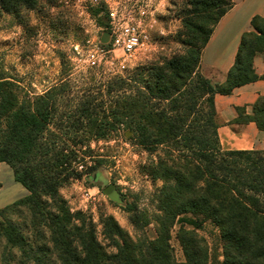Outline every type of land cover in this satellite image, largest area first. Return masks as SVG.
Segmentation results:
<instances>
[{"label":"trees","instance_id":"16d2710c","mask_svg":"<svg viewBox=\"0 0 264 264\" xmlns=\"http://www.w3.org/2000/svg\"><path fill=\"white\" fill-rule=\"evenodd\" d=\"M34 5L36 0H19ZM191 10L182 20L187 38L180 53L150 63L145 75L114 76L98 88L96 97L84 92L68 112L54 121V106L61 84L32 100L18 101L9 82L0 80V162L8 164L14 179L29 194L11 205L26 207L36 226L39 245L28 242L14 226L3 237L16 247L24 261L33 264H207L208 248L197 233L198 218L212 221L222 239L221 264H264V149L225 150L221 147L215 95L259 79L254 59L264 56V17L251 19L252 30L240 40L235 60L222 83H212L200 72L201 53L220 18L232 7L231 0H190ZM102 8L93 9L105 25ZM97 99H100L96 102ZM19 104V106H18ZM244 111L240 113L239 111ZM102 111V115H99ZM231 123H254L264 130V95L257 97L247 114L235 108ZM66 123H61L62 120ZM57 125L53 130L50 124ZM61 123V124H60ZM124 125V136L135 146L155 155L143 166L155 189V210L135 226L153 224V238H133L112 218L103 223L105 238L116 249L109 253L96 238L94 226L80 212L72 213L59 188L83 172L69 170L73 149L61 142L69 132L104 138ZM57 130V131H56ZM60 131V132H59ZM57 140H60L57 141ZM84 154L83 141L77 142ZM98 161L85 170L96 171ZM9 208V205L0 209ZM189 214L192 229L179 227L184 261L177 262L169 243L170 230L180 216Z\"/></svg>","mask_w":264,"mask_h":264},{"label":"rangeland","instance_id":"374dc122","mask_svg":"<svg viewBox=\"0 0 264 264\" xmlns=\"http://www.w3.org/2000/svg\"><path fill=\"white\" fill-rule=\"evenodd\" d=\"M80 2L83 0H36L34 5H27L19 0H0V80L9 82V88L19 102L32 100L66 83L55 98L54 106L59 113L53 121L55 124H59L58 117L72 109L84 92L96 97L98 88L114 76L145 75L150 63L180 53L184 48L181 41L187 39L183 35L182 20L184 13L191 10L190 0H169L151 33L150 50L142 49L131 56L116 51L113 65L90 66L85 56L86 49L74 50L75 44L84 42L88 36L85 31L90 28L85 16L79 14V5L83 4ZM257 57L264 60L262 54L255 59ZM218 111L216 109L217 123L221 126L223 121ZM101 112L98 114L102 115ZM65 120L61 123L65 124ZM5 123L1 124L0 135L6 133ZM227 125L236 130L240 128L239 124L231 121ZM50 127L55 130L57 125L51 123ZM257 131L261 135L250 139L254 145L264 149V130L257 128ZM59 136L76 155L68 163L69 170L83 172L81 178H72L64 183L58 190L59 195L72 213L80 212L88 223L93 224L96 238L106 251L116 252L103 234V223L107 217H112L133 238H153V224L143 228L135 226L131 216L138 217L141 225L147 219L146 215L155 210L154 193L161 181L150 179L143 166L155 159L156 154L150 155L129 142L124 136L123 124L116 133L104 138L96 139L81 131ZM81 140L90 148L83 147L84 154L76 145ZM98 161L101 166L96 171L84 173ZM189 220L196 218L189 214L180 216L170 230L169 243L177 262L185 259L177 232L181 225L192 229L193 226L187 222ZM197 221L200 223L197 233L208 248L207 264H221L222 239L218 228L210 220L198 218ZM8 226L19 230L28 242L39 245L30 211L21 205H9L0 213V264H33L24 261L20 251L4 239V230Z\"/></svg>","mask_w":264,"mask_h":264},{"label":"crops","instance_id":"0c3cea01","mask_svg":"<svg viewBox=\"0 0 264 264\" xmlns=\"http://www.w3.org/2000/svg\"><path fill=\"white\" fill-rule=\"evenodd\" d=\"M169 0H164L167 3ZM232 7L223 15L213 28L209 41L201 53L200 72L212 83H222L235 56L244 33L251 31V19L255 15L264 17V0H231ZM258 75L264 72V60L257 57L254 61ZM207 70V73H206ZM212 72V74H209ZM209 74V75H208ZM264 95V80H257L233 90L229 95H215V107L218 109L223 125L217 132L221 147L225 150L262 149L254 145L252 136L261 135L254 123L240 125L239 130L227 125L235 118L236 107H244L247 114L257 97ZM223 107V110H222ZM247 135L245 138L243 136ZM243 145V147H239ZM29 192L14 179L11 167L0 162V209L26 197Z\"/></svg>","mask_w":264,"mask_h":264},{"label":"built area","instance_id":"2783aa9c","mask_svg":"<svg viewBox=\"0 0 264 264\" xmlns=\"http://www.w3.org/2000/svg\"><path fill=\"white\" fill-rule=\"evenodd\" d=\"M79 5V14L85 16L90 25L82 44H75L74 50L86 49V58L90 66L113 65V54L121 51L131 56L142 49L152 47L151 33L155 29L159 16L165 11L164 0H83ZM102 8L105 25L98 23L93 9ZM108 33L106 42L102 34ZM123 67V66H121ZM114 71V69L109 68ZM114 73H118L115 72Z\"/></svg>","mask_w":264,"mask_h":264},{"label":"water","instance_id":"95a60500","mask_svg":"<svg viewBox=\"0 0 264 264\" xmlns=\"http://www.w3.org/2000/svg\"><path fill=\"white\" fill-rule=\"evenodd\" d=\"M107 37H108V33H107V32H104V33L102 34L101 41H102L103 43L106 42Z\"/></svg>","mask_w":264,"mask_h":264}]
</instances>
